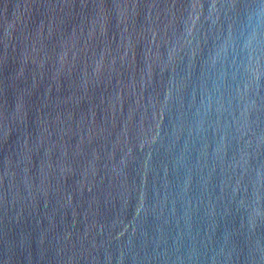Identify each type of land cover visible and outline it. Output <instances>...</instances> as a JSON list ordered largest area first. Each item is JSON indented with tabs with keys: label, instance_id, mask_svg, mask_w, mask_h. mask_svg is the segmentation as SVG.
<instances>
[{
	"label": "water",
	"instance_id": "95a60500",
	"mask_svg": "<svg viewBox=\"0 0 264 264\" xmlns=\"http://www.w3.org/2000/svg\"><path fill=\"white\" fill-rule=\"evenodd\" d=\"M0 264H264V0H0Z\"/></svg>",
	"mask_w": 264,
	"mask_h": 264
}]
</instances>
